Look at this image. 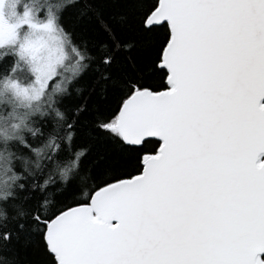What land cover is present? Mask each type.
Here are the masks:
<instances>
[{
    "label": "snow or ice",
    "instance_id": "6c2138e0",
    "mask_svg": "<svg viewBox=\"0 0 264 264\" xmlns=\"http://www.w3.org/2000/svg\"><path fill=\"white\" fill-rule=\"evenodd\" d=\"M0 264H264V0H0Z\"/></svg>",
    "mask_w": 264,
    "mask_h": 264
}]
</instances>
